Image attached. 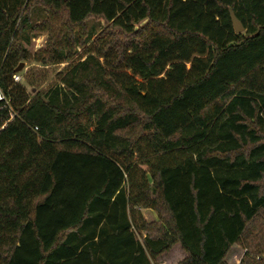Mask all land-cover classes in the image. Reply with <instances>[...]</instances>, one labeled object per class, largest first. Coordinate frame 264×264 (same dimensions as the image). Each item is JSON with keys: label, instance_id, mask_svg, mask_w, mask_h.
I'll use <instances>...</instances> for the list:
<instances>
[{"label": "trees", "instance_id": "trees-1", "mask_svg": "<svg viewBox=\"0 0 264 264\" xmlns=\"http://www.w3.org/2000/svg\"><path fill=\"white\" fill-rule=\"evenodd\" d=\"M0 92V264H264V0H0Z\"/></svg>", "mask_w": 264, "mask_h": 264}, {"label": "rangeland", "instance_id": "rangeland-1", "mask_svg": "<svg viewBox=\"0 0 264 264\" xmlns=\"http://www.w3.org/2000/svg\"><path fill=\"white\" fill-rule=\"evenodd\" d=\"M45 18L46 16L42 8L35 7L33 9L31 16L33 23H41L45 20ZM143 25L144 23H142L139 27H142ZM85 26L87 32L90 35L89 41L83 47L78 46L76 48V52L70 61L61 64H48L44 66L36 61L34 56L38 51L44 49L46 46V34H40L34 37L29 35L30 39L28 42L24 41L23 39V44L27 51V60L20 63L22 65L17 73L20 77L19 84L23 85L28 93L35 95L45 91L57 82V74L63 71L67 65L72 62L82 61L85 59L91 43L104 29L105 25L102 21L89 19L86 21ZM142 169L146 170L147 168L142 167ZM136 220L140 224L142 223L141 221L145 223L159 222L157 213L155 211L144 208L139 209ZM135 234L138 240L142 242L145 232L135 230ZM244 253L245 250L242 247L234 246L226 257V264H239ZM180 259V253L175 250L156 259L153 261V264H176Z\"/></svg>", "mask_w": 264, "mask_h": 264}, {"label": "water", "instance_id": "water-1", "mask_svg": "<svg viewBox=\"0 0 264 264\" xmlns=\"http://www.w3.org/2000/svg\"><path fill=\"white\" fill-rule=\"evenodd\" d=\"M229 18L233 27V30L236 34L242 33L244 28L241 24V22L236 18L234 12L229 9ZM22 64H20L16 69H15V73H17L20 70Z\"/></svg>", "mask_w": 264, "mask_h": 264}, {"label": "built area", "instance_id": "built-area-1", "mask_svg": "<svg viewBox=\"0 0 264 264\" xmlns=\"http://www.w3.org/2000/svg\"><path fill=\"white\" fill-rule=\"evenodd\" d=\"M13 80H14V82H16V83H19V81H20V77H19V75H18V74L14 75V76H13ZM2 100H3V96H2V94H1V92H0V101H2ZM4 126H5V124L1 125V126H0V130H2V129L4 128ZM34 129L36 130V128H34Z\"/></svg>", "mask_w": 264, "mask_h": 264}]
</instances>
